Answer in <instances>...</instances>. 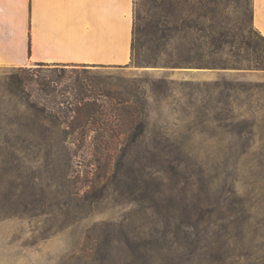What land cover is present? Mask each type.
Returning <instances> with one entry per match:
<instances>
[{
	"label": "rangeland",
	"instance_id": "rangeland-1",
	"mask_svg": "<svg viewBox=\"0 0 264 264\" xmlns=\"http://www.w3.org/2000/svg\"><path fill=\"white\" fill-rule=\"evenodd\" d=\"M251 3L174 0L175 38L151 42L153 5L134 0L137 63L0 67V264H135L127 243L149 249L154 201H185L195 222L171 223L148 264H264V37ZM77 81L99 112L42 111L73 103Z\"/></svg>",
	"mask_w": 264,
	"mask_h": 264
},
{
	"label": "crops",
	"instance_id": "crops-1",
	"mask_svg": "<svg viewBox=\"0 0 264 264\" xmlns=\"http://www.w3.org/2000/svg\"><path fill=\"white\" fill-rule=\"evenodd\" d=\"M134 0H0V67H122L131 59ZM264 37V0H252Z\"/></svg>",
	"mask_w": 264,
	"mask_h": 264
},
{
	"label": "trees",
	"instance_id": "trees-1",
	"mask_svg": "<svg viewBox=\"0 0 264 264\" xmlns=\"http://www.w3.org/2000/svg\"><path fill=\"white\" fill-rule=\"evenodd\" d=\"M151 4L153 5V13H152V19L149 20L146 24L150 28L154 30L153 32V40L154 41H159L162 38H167L169 41H172L174 39V35L178 31V26H177V20H176V14L172 10V5L174 0H150ZM163 9V10H162ZM142 17L141 15L137 14L135 21L133 23V39H132V44H131V52H135V37L136 35L139 34V27L140 24H142ZM251 22H252V3H251ZM164 26V30L168 31L167 36L162 35L159 38L157 37L159 35V31H162L159 29V25ZM158 34V35H157ZM132 62L137 63L135 61V57L132 54L131 56ZM58 65V64H56ZM65 65V64H62ZM38 67L42 66H48V64H37ZM255 68H264V62H259L256 63L254 66ZM17 70L23 74L28 73L30 70L26 69L24 67H19ZM24 79V77H23ZM32 80V79H29ZM21 82V80H20ZM39 85L43 89V91H46L48 94H54L56 89L54 86L51 85L50 82H40ZM92 87L91 85L82 83L80 81H77L74 87V90L76 92L75 97H74V102L71 103L68 101V99L63 96V99L57 100V98H60V96L56 97L55 100L52 102L51 106H48L45 104V106L42 108L43 112H46L47 114H50L51 112H54L55 110L57 111H63L64 109L67 110H82L86 109L88 111L93 112V114L97 113L100 111V106L98 104V99L97 97L94 99H88V93L90 92L89 88ZM98 93L97 96H104L106 97V92L105 90L97 88ZM96 91V90H95ZM74 106V107H67V106ZM66 106V107H65ZM65 107V108H64ZM74 108V109H73ZM57 127L55 124L51 123L49 126H43L41 125L40 128L44 134L51 135L54 133L53 128ZM138 129H142V132L145 128V125L143 123H138L137 124ZM157 193H153L152 195H156ZM153 200L155 197L152 198ZM184 201L183 203H175V205L172 206H167L160 204L157 201H154L152 205L148 207V209L151 211V214L154 217V220H152L153 228H155L152 233L150 234V240L148 244L149 249L145 250L146 252L142 254L141 251L137 252L135 251L137 245L134 244H128L127 247L129 246V250L127 251V255L129 257L131 256L130 261L131 263L139 264L140 263V257L145 258L146 260L141 261L140 264H148L151 260H157L160 261L161 258H163V252H161L162 249H164V244L165 241L168 243L167 240V233L173 234L171 231H169V228H167L171 223L175 224L178 228L183 227H189L193 226L194 223H192L193 217L195 216L194 207H190L187 203ZM197 212V211H196ZM195 222V221H194ZM196 225V224H195ZM159 227V228H158ZM154 233V234H153ZM153 234V235H152ZM177 238V237H175ZM164 239V244H160V240ZM159 242V243H158ZM135 259V260H134ZM129 260V258H128Z\"/></svg>",
	"mask_w": 264,
	"mask_h": 264
}]
</instances>
